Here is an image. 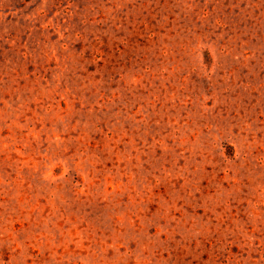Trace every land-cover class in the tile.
Instances as JSON below:
<instances>
[{
	"label": "rangeland",
	"instance_id": "1",
	"mask_svg": "<svg viewBox=\"0 0 264 264\" xmlns=\"http://www.w3.org/2000/svg\"><path fill=\"white\" fill-rule=\"evenodd\" d=\"M0 264H264V0H0Z\"/></svg>",
	"mask_w": 264,
	"mask_h": 264
}]
</instances>
